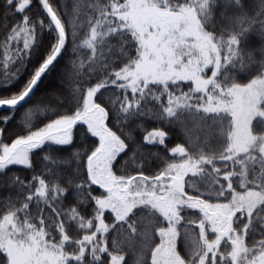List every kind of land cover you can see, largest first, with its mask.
<instances>
[{"label":"snow or ice","instance_id":"1","mask_svg":"<svg viewBox=\"0 0 264 264\" xmlns=\"http://www.w3.org/2000/svg\"><path fill=\"white\" fill-rule=\"evenodd\" d=\"M0 264H264V0H0Z\"/></svg>","mask_w":264,"mask_h":264}]
</instances>
